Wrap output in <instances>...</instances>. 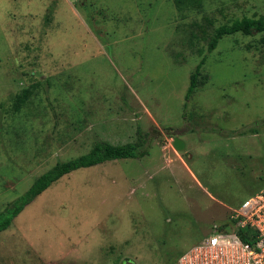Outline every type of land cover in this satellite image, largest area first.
<instances>
[{
	"label": "rangeland",
	"instance_id": "374dc122",
	"mask_svg": "<svg viewBox=\"0 0 264 264\" xmlns=\"http://www.w3.org/2000/svg\"><path fill=\"white\" fill-rule=\"evenodd\" d=\"M243 17L264 0H0V210L96 142L150 143L52 184L0 233V264H177L264 188V33L223 36L186 99L188 28Z\"/></svg>",
	"mask_w": 264,
	"mask_h": 264
},
{
	"label": "trees",
	"instance_id": "16d2710c",
	"mask_svg": "<svg viewBox=\"0 0 264 264\" xmlns=\"http://www.w3.org/2000/svg\"><path fill=\"white\" fill-rule=\"evenodd\" d=\"M174 5L179 12L187 8L201 9L202 0H174ZM236 33L244 36L264 33V17H243L218 26H214L212 22H205V24H194L188 28V34L183 38L182 43L186 45L185 48L190 53L198 55L201 59L190 74L186 95L187 100L192 97L195 89L199 85L200 78L204 75L202 68L205 64L207 54L216 49L219 40L223 36ZM202 42L204 47L201 46ZM259 42L264 45V38H261ZM29 97L30 91L28 88L17 94L14 98L13 110H20L21 105L25 104ZM248 131L254 132L255 130L251 129ZM149 144L146 136L138 129L136 138L131 143L112 145L107 142H96L87 153L70 160L57 162L53 167L38 176L20 197L0 210V233L9 229L16 217L28 205L62 177L74 171L109 161L144 157L148 155ZM227 227H229L228 222L221 225V229H227ZM237 233L243 241H249L242 231Z\"/></svg>",
	"mask_w": 264,
	"mask_h": 264
},
{
	"label": "built area",
	"instance_id": "2783aa9c",
	"mask_svg": "<svg viewBox=\"0 0 264 264\" xmlns=\"http://www.w3.org/2000/svg\"><path fill=\"white\" fill-rule=\"evenodd\" d=\"M228 225L227 229L215 227L211 235L181 254L177 264H264V188L230 215Z\"/></svg>",
	"mask_w": 264,
	"mask_h": 264
},
{
	"label": "water",
	"instance_id": "95a60500",
	"mask_svg": "<svg viewBox=\"0 0 264 264\" xmlns=\"http://www.w3.org/2000/svg\"><path fill=\"white\" fill-rule=\"evenodd\" d=\"M173 147L175 148V150L180 152L184 149L185 145L180 140H178L177 138H174L173 139Z\"/></svg>",
	"mask_w": 264,
	"mask_h": 264
}]
</instances>
